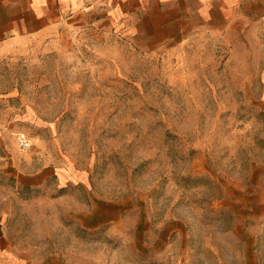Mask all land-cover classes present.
<instances>
[{
  "label": "rangeland",
  "instance_id": "obj_1",
  "mask_svg": "<svg viewBox=\"0 0 264 264\" xmlns=\"http://www.w3.org/2000/svg\"><path fill=\"white\" fill-rule=\"evenodd\" d=\"M185 8L90 13L0 59V209L20 198L17 247L45 235L66 264H264V0ZM31 159L44 182L17 190ZM90 212L93 232L77 220Z\"/></svg>",
  "mask_w": 264,
  "mask_h": 264
},
{
  "label": "crops",
  "instance_id": "obj_2",
  "mask_svg": "<svg viewBox=\"0 0 264 264\" xmlns=\"http://www.w3.org/2000/svg\"><path fill=\"white\" fill-rule=\"evenodd\" d=\"M194 4L195 0H190ZM205 0H202L204 3ZM189 0H0V59L12 53L27 50L32 46L44 45L64 34L76 21H83L90 13H102L119 17L124 22L141 21L146 14H160L166 19L178 20L180 13H186ZM200 4V0H198ZM173 15V16H172ZM31 159L26 164L31 172L24 177L18 176L14 183L17 190L37 189L44 182L48 168ZM11 198L10 209H0V264H66V243L60 240L34 236L28 239L26 250L17 247L20 230L15 229L17 202ZM57 214H55L56 216ZM97 213H85L77 218L80 226L85 225L89 232L96 231ZM40 217L50 219L49 214H36L34 228L45 233L47 225L40 224ZM45 217H48L45 219ZM90 221L87 225L85 222ZM110 261V260H109ZM108 261V262H109ZM115 264V261L112 262ZM126 264V263H125ZM131 264H179L178 261L147 263L136 261Z\"/></svg>",
  "mask_w": 264,
  "mask_h": 264
},
{
  "label": "built area",
  "instance_id": "obj_3",
  "mask_svg": "<svg viewBox=\"0 0 264 264\" xmlns=\"http://www.w3.org/2000/svg\"><path fill=\"white\" fill-rule=\"evenodd\" d=\"M19 144L24 150H28L32 147L31 142L27 138H19Z\"/></svg>",
  "mask_w": 264,
  "mask_h": 264
}]
</instances>
